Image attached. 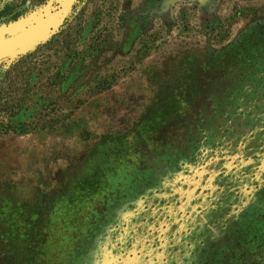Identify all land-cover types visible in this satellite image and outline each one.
I'll list each match as a JSON object with an SVG mask.
<instances>
[{
	"label": "rangeland",
	"instance_id": "obj_1",
	"mask_svg": "<svg viewBox=\"0 0 264 264\" xmlns=\"http://www.w3.org/2000/svg\"><path fill=\"white\" fill-rule=\"evenodd\" d=\"M263 35L264 0H0V264H127L143 226L168 221L178 194L160 191L190 159L176 138H138L160 85ZM67 47L81 59L63 63ZM253 131L240 121L231 135ZM259 135L209 209L205 264L227 250L225 223L240 242L264 237V221L230 217L245 189L264 207Z\"/></svg>",
	"mask_w": 264,
	"mask_h": 264
},
{
	"label": "trees",
	"instance_id": "obj_2",
	"mask_svg": "<svg viewBox=\"0 0 264 264\" xmlns=\"http://www.w3.org/2000/svg\"><path fill=\"white\" fill-rule=\"evenodd\" d=\"M56 38L53 36L47 45ZM251 40L247 36L243 40L248 45L246 56H240L237 50L217 54L216 58L214 53L201 65L198 73L175 81L174 86H169V83L160 85L156 107L142 120L138 138L140 134L149 138L161 135L164 141L176 138L187 147L190 159L189 162L182 161L181 170L174 175L172 182L169 180L171 186L166 187L169 191H160L165 198L178 194L176 203L169 208L168 221L143 226L141 238H136L130 246L127 264H183L189 258L191 264L209 261L207 247L199 234L206 226L214 200L222 201L220 196L224 194V188L235 185L237 173L245 163L242 153L257 134H260L258 144L263 150L259 149L263 154L261 169L256 176L257 182L260 181L264 173V35L254 37L252 44L247 42ZM80 54V51L72 53V49L67 47L62 62L65 63L71 56L75 60L81 59ZM240 121H244L246 127L254 128V134L233 138L232 128ZM16 123L20 125V122ZM206 153L207 162L192 164L195 159L205 160ZM223 180L224 185L221 186ZM251 192L245 189L241 193L246 197L240 206L235 207L238 216H230L233 224L240 226L249 217L256 222L264 221V207H248L253 204L249 199ZM229 220L226 219V222ZM174 224L176 230L172 233ZM194 228L197 229L193 233H196V243L184 239ZM229 229L226 223L222 226L224 236L230 239L226 252L221 248L223 256L214 255L211 264H264V237L254 234L251 241L242 238L243 242H240V227L233 231V228ZM175 245L179 246V250L172 255ZM247 245H251V249H246Z\"/></svg>",
	"mask_w": 264,
	"mask_h": 264
}]
</instances>
